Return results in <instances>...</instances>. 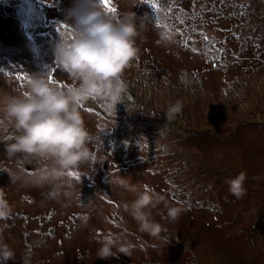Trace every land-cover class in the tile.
Instances as JSON below:
<instances>
[{
  "label": "rangeland",
  "instance_id": "obj_1",
  "mask_svg": "<svg viewBox=\"0 0 264 264\" xmlns=\"http://www.w3.org/2000/svg\"><path fill=\"white\" fill-rule=\"evenodd\" d=\"M75 3L0 0V100L24 92L35 72L58 87L76 83L52 53L72 36ZM109 7L116 19L135 14L138 54L123 70L116 114L94 100L80 108L92 159L63 169L51 157L9 155L18 133L0 111V195L12 209L0 241L15 254L7 264H264V0ZM178 100L182 111L169 118ZM241 172L237 197L228 181ZM125 185L161 197L150 208L157 235L126 207L136 194ZM170 207L181 209L175 220ZM109 236L133 244L130 256L98 257Z\"/></svg>",
  "mask_w": 264,
  "mask_h": 264
},
{
  "label": "clouds",
  "instance_id": "obj_2",
  "mask_svg": "<svg viewBox=\"0 0 264 264\" xmlns=\"http://www.w3.org/2000/svg\"><path fill=\"white\" fill-rule=\"evenodd\" d=\"M67 20L72 36L56 41L52 53L54 62L76 83L58 87L50 81L46 71L31 73L24 92L0 100V111L6 114L18 133L12 137V143L6 145L9 155L51 157L61 168L72 169L93 158L88 147L91 136L84 126L80 108L94 100L105 111L116 114L117 105L127 93L123 70L138 54L135 40L138 32L134 13L116 19L105 10L101 0H76L67 12ZM182 81L189 83L184 78ZM182 108L179 100L170 104L169 118L179 114ZM245 180L244 172L231 178L228 181L231 193L242 196ZM125 187L136 194L135 200L126 207L130 208L142 230L157 235L161 225L150 218V208L155 207L161 197L134 185ZM180 213L177 207L167 210L172 220ZM11 214L9 202L0 195V220ZM133 247L118 236H109L100 242L97 256L102 259L118 253L130 256ZM14 255L13 250L0 241V264H7Z\"/></svg>",
  "mask_w": 264,
  "mask_h": 264
},
{
  "label": "snow or ice",
  "instance_id": "obj_3",
  "mask_svg": "<svg viewBox=\"0 0 264 264\" xmlns=\"http://www.w3.org/2000/svg\"><path fill=\"white\" fill-rule=\"evenodd\" d=\"M102 4L104 5V7L109 11V12H115L116 10L114 8H111L109 7V0H101ZM62 27H66V26H62ZM20 78V77H18ZM49 79L50 81L53 82V79H52V75L50 74L49 75ZM68 175H75L74 172H69Z\"/></svg>",
  "mask_w": 264,
  "mask_h": 264
}]
</instances>
